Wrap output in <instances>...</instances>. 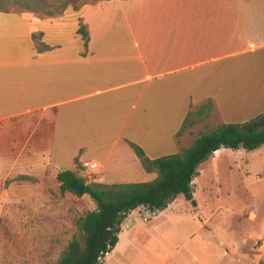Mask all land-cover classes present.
<instances>
[{"label":"crops","instance_id":"obj_1","mask_svg":"<svg viewBox=\"0 0 264 264\" xmlns=\"http://www.w3.org/2000/svg\"><path fill=\"white\" fill-rule=\"evenodd\" d=\"M36 34L50 49H38ZM208 99L216 122L264 114V0H99L56 17L0 11V147H21L30 163L41 156L59 173L79 159L98 164L89 171L101 182L152 181L129 142L153 159L175 154L188 112ZM135 213L115 250H129L132 264L145 254L147 264H177L138 248L142 234L162 237L154 226L169 214L148 226Z\"/></svg>","mask_w":264,"mask_h":264},{"label":"rangeland","instance_id":"obj_2","mask_svg":"<svg viewBox=\"0 0 264 264\" xmlns=\"http://www.w3.org/2000/svg\"><path fill=\"white\" fill-rule=\"evenodd\" d=\"M11 10L22 9L12 6ZM216 123L211 117L189 128L181 137L182 145L193 141L204 125ZM10 148L0 147V264H55L77 232L78 219L97 204L88 194L62 193L58 173L41 156L32 157L30 163L21 147ZM18 153L21 157L16 162ZM200 172L195 205L179 196L164 210H136L135 215L148 226L163 212L169 214L154 226L163 238L152 240L142 234L145 247L139 242L138 248L146 252L148 246L160 257L177 256V264H264V147L254 151L222 148L218 158L200 166ZM20 175L31 179H20ZM78 176L95 179L86 167ZM166 235L175 244L173 248L170 243L171 251L165 247ZM125 251L114 249L101 264H132L131 253ZM145 257L134 264H147Z\"/></svg>","mask_w":264,"mask_h":264},{"label":"trees","instance_id":"obj_3","mask_svg":"<svg viewBox=\"0 0 264 264\" xmlns=\"http://www.w3.org/2000/svg\"><path fill=\"white\" fill-rule=\"evenodd\" d=\"M85 4L84 0H0V11L9 12L12 6H18L44 17H56L70 6L78 11ZM78 32L86 42L89 41V33L83 22ZM34 39L40 51L50 49L42 41V34L34 35ZM215 110V101L208 99L188 112L176 134L180 148L175 154L153 159L140 145L129 142L145 171L157 174L152 181L114 184L95 179L88 181L78 176L85 169L79 159H76L75 170L59 172L57 179L61 183L62 193L71 192V183L77 180L86 184V194L96 202L97 208L78 219L77 232L55 264H101L116 248L120 241L122 221L133 211L141 207L152 212L164 210L179 196L195 205L194 179L199 174L200 165L217 150L254 151L264 147V114L246 123L206 124L193 141L182 145L184 132L205 123ZM18 178L31 179L28 175Z\"/></svg>","mask_w":264,"mask_h":264},{"label":"water","instance_id":"obj_4","mask_svg":"<svg viewBox=\"0 0 264 264\" xmlns=\"http://www.w3.org/2000/svg\"><path fill=\"white\" fill-rule=\"evenodd\" d=\"M72 191L78 193L79 195L86 194V184L80 183L77 180H73L71 183Z\"/></svg>","mask_w":264,"mask_h":264},{"label":"built area","instance_id":"obj_5","mask_svg":"<svg viewBox=\"0 0 264 264\" xmlns=\"http://www.w3.org/2000/svg\"><path fill=\"white\" fill-rule=\"evenodd\" d=\"M83 165L86 167L88 170H93L98 167V164L95 162H84Z\"/></svg>","mask_w":264,"mask_h":264}]
</instances>
